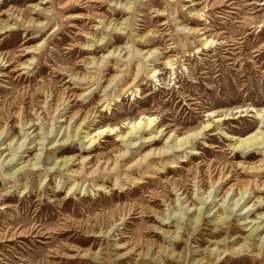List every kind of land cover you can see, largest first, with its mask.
Here are the masks:
<instances>
[{
    "label": "rangeland",
    "instance_id": "1",
    "mask_svg": "<svg viewBox=\"0 0 264 264\" xmlns=\"http://www.w3.org/2000/svg\"><path fill=\"white\" fill-rule=\"evenodd\" d=\"M5 24L9 27L0 30V54L11 63L0 69L4 73L0 76V126L8 123L9 128L0 138V148L8 146L0 150V195H11L8 202L13 207L0 209V227L6 225L4 231L10 226L25 229L36 223L46 234L21 238L25 244H11L14 248L0 243V264H192L210 252L221 254L210 259L212 264H221L225 257L234 259L229 264H264V246L259 250L257 237L250 240L253 224L247 223L260 222L264 207L256 208V197L234 206L239 198L235 193L228 195L227 200L232 198L229 203L222 204L226 209L219 211L221 201H217L231 185L239 188L248 179L236 163H254L264 157L262 148L243 158L235 156L230 147L235 139L264 129V0H0V27ZM209 39L213 43L205 48ZM147 51L155 52L152 58ZM90 58L95 59L90 64L95 68H87ZM155 69L158 71L153 73ZM21 71L25 73L19 75ZM88 71L97 74L87 84L93 91L79 99L84 90L76 88L72 79L76 73ZM114 75L119 77L106 88ZM134 80L132 89L120 95L121 88ZM106 93L119 97L110 99L109 107L101 110L100 99ZM66 96L72 100L70 108L47 116L46 122L37 120L31 129L27 124L20 129L19 110L27 118L37 119L35 112L45 109L41 106L46 98L56 105ZM191 97L195 100H189ZM192 101L197 104L191 105ZM91 112L96 115H91L93 121L79 136L64 145V138L58 141L68 122L74 130ZM145 115L154 118L153 127L137 135L140 138L133 140L138 144L128 149L125 144L129 142L119 141L117 134L127 132ZM208 122L209 131L192 145L198 153H182L187 155L182 167H165L158 178L146 177L144 165L125 169L132 155L163 146L170 132L183 134ZM104 127L114 130L98 137L96 147L84 151L87 144L83 142L89 138L84 136ZM160 129V140L143 144V136ZM23 130L32 133L21 151H14L15 141L26 137ZM12 139L14 143L8 145ZM120 149L132 157L121 159L118 171L112 173L74 176L67 167L56 165L73 156L78 163L80 156L87 155L90 165L97 164L113 160ZM10 157L14 159L5 165ZM37 157L34 169L17 171L24 161ZM155 160L161 166L162 160ZM212 164L226 165L225 172L231 171L232 176L203 205L195 198L204 199L208 193H201L214 188L204 175L199 194L191 180L199 170L207 173ZM116 174L121 178L130 175L126 187L115 183ZM133 177L144 181L136 183ZM169 181L187 187L189 201L203 207L199 222L194 221L199 210L185 202L187 196L171 194ZM163 194L174 202L159 200ZM39 197L42 200L32 206ZM149 206L179 218L165 227L170 232L160 229L161 218ZM130 207L145 212L127 218ZM216 214L227 215L226 223L214 219ZM66 226L72 231L55 233ZM245 243L253 244L252 249L237 253ZM93 256L99 260L93 261ZM205 262L201 261L210 264Z\"/></svg>",
    "mask_w": 264,
    "mask_h": 264
},
{
    "label": "bare ground",
    "instance_id": "2",
    "mask_svg": "<svg viewBox=\"0 0 264 264\" xmlns=\"http://www.w3.org/2000/svg\"><path fill=\"white\" fill-rule=\"evenodd\" d=\"M252 3H255V2L253 1ZM163 24H165V22L161 23L160 25H163ZM7 27H9V25L5 24V25H3V27H0V30L3 28H7ZM207 31L208 30L206 29L203 31V33H206ZM210 43L212 44L213 40H211V39L207 40L205 43V48H207V46L210 45ZM147 53H148V56L150 58H152L153 55L155 54L154 51H147ZM6 62H9V60L7 59V57L5 55H3L1 53L0 54V69L5 66ZM10 63H11V61L8 64H10ZM94 63H96L95 59L90 58L89 61L87 62V65H89L87 68H89V67L95 68L96 65L90 66V64H94ZM21 66L23 68L27 67L25 64H22ZM2 70H0V76L4 75V73H2ZM157 71L158 70L155 69L153 73H156ZM23 73H25V72L21 71L19 73V75H22ZM89 73H90V71L85 72L82 75H78L76 73L74 76L75 78L72 79L73 80L72 84H74L76 88L84 90L82 93L79 94V96H78L79 99L83 98V97H87L89 95V93L91 91H93L92 88L88 89L87 84L93 82L96 79L97 74H94V72H93V74L89 75ZM118 77H119L118 75L112 76L111 79L108 80V84H107L106 88L110 87L112 85V83L117 80ZM135 80H136V78H135ZM135 80L133 82H131L130 84L126 85L125 87L121 88V91L119 94L121 95L122 93L128 91L129 89H132V86L135 83ZM104 95L105 96L100 99V103L102 105L101 110L107 109L109 107V104H110L109 100L110 99H114L115 97H119V95L115 96L112 94L109 96L108 93H106ZM49 96L50 95H48V97ZM50 100H52V99H50ZM50 100H47V98H46V100L43 102L44 106H41V108H45V109H43V111H40V109H38V112H35V117H37V119L27 118L26 114H24V111L19 110L17 112V115H18L17 118H18V124L21 125L20 129H23L24 126H26V124L29 125V126H27L28 128H30V129L33 128L36 124H38L37 120H44V122H46L47 116L54 117V115L60 114L61 111L67 110L68 108H70V103L72 101V100H70L69 96L64 97V99L59 104H56V105L52 104V102ZM189 100H195V98L191 97V98H189ZM192 102L193 103H190L191 105L197 104V102H195V101H192ZM53 112H54V114L52 116L51 113H53ZM63 113H66V112H63ZM42 114H44V115L42 118H40ZM91 115H93V117H95L96 114H95V112H91L88 116L84 117V119L81 121V123L74 130H72L71 124H70V122H68L65 125L64 132H63L62 136L58 139V141H60V139L64 138L61 142V144H63V145L68 143L69 141H73V138H75L76 136H79V134L84 129L88 128V127H86V125L89 122L93 121V117ZM90 117H92L91 120H89ZM145 117H146V115L143 118H141L140 120L134 121L133 125L130 127V129L127 132H122L120 130L119 133L117 134L119 141H122L124 143L129 142V145H128V143L125 144V145H127L128 149H130V148L132 149V148L136 147V145L138 144L137 143L138 141L133 140L134 138L138 137L137 135L146 134V132H149L152 129L151 127H153L154 118L152 116H148L147 118H145ZM61 121H62V119H61ZM40 125H41L40 129H43V124L40 123ZM210 125H211V122L201 123L199 127L194 128L193 130L184 132L183 134H179L178 130H176V132L172 131L166 137L163 146H161L159 148H151L148 151H146L144 154H141L137 157H135L134 155H132L133 156L132 157L131 154H130V156H128L129 153H127L128 151L126 149H120L119 151L116 152L115 158L113 160H110V158H107L104 162L97 161L98 162L97 164L90 165L92 163V160H91V157L89 155L82 156V157L80 156V161L78 163H76L77 157L73 156V157L66 158V159L62 160L60 163L56 162V165L58 164L57 168L61 167V168H64V170L67 167L68 168L67 171L70 170V175H74V176L87 175V176L93 177V176H95L98 173L103 172V171H106L107 173H109V172L112 173L113 171H118L121 159L128 156L127 158L132 157V159L129 163H127L125 169L133 170L134 167H136V166L144 165L145 166L144 169L146 168V170L144 171V175H146V177L158 178L159 177L158 173H163L164 172L163 169L165 167H167V168H180V167H182V165L180 163L187 161V159H186L187 155L192 156V155L198 153L197 151H195V149H193L192 145H194L198 142V139L201 138V135L205 134L206 131H209ZM8 129H9L8 123H5L4 125L0 126V138L3 136V134L7 133ZM36 129L37 128L35 127L32 132H34ZM112 130H114V127H111V128L110 127H104V128H98L93 135H90V132L87 133L84 137L85 138L89 137V138H88V140H85V142H83L84 145H85V143L87 144V148H84V151H87L88 149H92V148L96 147V145L99 141V139H97V138L104 135L106 132L108 133ZM22 133L26 137L22 138V139L18 138L19 141L18 140L15 141V144H18V145L15 148H14V146H12V149L14 148L13 149L14 151L20 152L21 147L22 148L24 147L27 138H29L31 135V133H29V131H25V130H23ZM37 133H39V132H37ZM159 135L160 136L163 135L162 129H160L159 131H157V133L152 134L150 136H143V138H144L143 144H146L148 146L155 144L157 140H160ZM139 138L140 137H138V139ZM14 139H12L8 145H12L14 143L13 142ZM0 141L2 142V140H0ZM263 144H264V129L263 130L258 129L257 131H255L251 134H248L244 137H240V138L235 139V142L233 144H231L230 147L233 151H235V154H234L235 156H239V154H241L243 158H248L254 149H260V148L264 149ZM7 147L8 146H5V147L1 146L0 150L1 149H7ZM170 150H173V151L171 152ZM25 151L28 152L29 151L28 148H25ZM175 152L178 153L179 155L174 156V158L170 160V156H172ZM183 152H186L187 155L184 156L182 154ZM0 154L3 155V153H0ZM180 154H181V156H180ZM8 155H11V153L8 152ZM38 158L39 157H37L36 159L34 158L35 160L30 159V160L24 161L23 162L24 165L21 168H19L17 171H19V170L23 171L25 169H34V167H36L38 165V163H37ZM155 158H157V159L159 158L162 160L161 166H158V163H154V162H156V160L154 161ZM165 158H169V160L166 159L163 161V159H165ZM13 159L14 158H12V157L7 159L8 161L5 163V165H9ZM124 159H126V158H124ZM39 162H40V160H39ZM73 164L79 165V167L76 169H71L72 167H70V166H72ZM235 165H238L242 169V175L247 176L248 179L239 188L237 186L235 187V185H231L228 188V190H226L223 193V195L219 199H217V201H221L220 207L218 208L219 211L221 208H222V210L226 209V208H223L224 206H222V204L229 203L232 200V198H229L227 200V197H229L228 195L230 193H232V195L235 193L237 195V197L239 196V198L235 199V201L233 203L234 206H237V204H239L240 201L243 199H244V202L246 203V201H248L251 197H256V202L258 203L256 208L260 209L261 207H264V179H263L264 178V157L261 160H259L258 162L250 163L247 161H240V162L236 163ZM225 167H226V165L221 167V166H217L215 164H212V165H209L207 167V170H206L207 173L204 174L199 170L192 177V180H191L192 186L196 187L197 193L200 194V191L204 187V184H205L204 175L207 176V178L209 179V183L211 184V187L214 188L213 190H210V189L207 191L204 190L201 194L206 195L208 193L207 196L204 199L196 197L195 199H197V201H201L203 205L207 204V201H209V198H211L212 196H217L218 190L224 188L225 185L230 181V176H232L231 171L226 173ZM37 169H38V167H37ZM89 169H91V170H89ZM129 176H130L129 174H125L124 178H121L120 174H116L115 183L116 184L123 183L122 185L125 186L126 182L128 181V178H130ZM133 180L136 181V183H143V181H144V180L139 179L137 177H133ZM168 184L170 187L169 191L171 194L173 193V194H179V195L187 196V200H185V202L189 201L188 198L190 197V192H189L187 187H185L184 185H181L179 182H176V181H171V182L169 181ZM73 187L74 186H71V189ZM98 187H99V189H101L103 187V185H100ZM235 188H237V190H234ZM42 191H44V190H42ZM24 193H25V191H24ZM213 193H214V195H212ZM261 195H263V196H261ZM68 198L69 197H66L65 199H68ZM11 199H12L11 195H9L7 197H3L2 195H0V209L5 211L7 209L12 208L13 205H11V202H8ZM158 199L162 200L164 202H174V200H171V197L169 196V194H163L161 196V198H158ZM177 199L179 200L180 197H178ZM40 200H42L41 197L37 198L34 201L35 203H32L31 205L32 206L36 205L37 202ZM153 202H155V201H153ZM189 202H190V205H192L191 208L193 206L196 207L194 211L199 210L198 214H196L197 216L194 218V221L199 222V217H200V214L202 213L203 207L202 206L198 207L192 201H189ZM256 202H255V204H256ZM255 204L253 203L252 205H255ZM168 205H170V204H168ZM174 205H176L175 207H176V213H177L178 212L177 211L178 210L177 204H174ZM191 208L186 209L185 212L188 213ZM207 208H208V206H206V209ZM246 208H247V211L245 213L247 214L251 210V205L247 206ZM134 209H135L134 207H130L127 210V212L125 210L126 215L128 216L127 218H130L131 216H133V214H136V213H141L143 215V212H145V210H143V209L138 211V212H135L136 210H134ZM148 209H151V211H153L152 213H155L156 216H160L161 219L159 220V222L161 223V226H162L160 229H162V231L164 230L167 233L170 232V230L165 229V227L168 228V226L172 225L174 222L175 223L178 222V220H179V218H175V217L170 216V215L165 216L166 214L160 210H157V209L153 210L152 206H149ZM227 211H230V208H228ZM133 217H138V216L134 215ZM263 217H264V213H262L261 216L259 217V218H261L260 222H256L255 220L247 221V223L253 224L249 228V230H251L250 240L256 239V237H257V241L260 243V249L259 250H261L262 247L264 246V218ZM169 218L172 220L167 221ZM248 218L249 217H245L244 219H248ZM214 219H217V221L220 224H225L226 219H227V215L216 214ZM8 226H10V225H8ZM197 227L198 226L196 225L194 228L196 229ZM5 228H7L6 225L1 224L0 229L3 230L2 233H0V243L2 244L1 247L6 246V247L14 248L13 246H10V245L11 244L16 245L17 244L16 242H20L22 244H25V242H22L20 240L21 238H30V237L31 238H40V237H45V234H46L44 231H42L43 230L42 227L36 223L26 227L25 229L18 228V229L14 230V227L10 226V228L8 230L4 231ZM57 230L58 231H56L55 233H60L62 231H65V232L66 231H72L70 226H66L65 228L60 227ZM110 230H108V233H110ZM91 231L92 230H88V233L90 235H91ZM93 232H94V230H93ZM170 237H172V236L170 235ZM173 239L177 240L178 238L176 237V235H174ZM216 245H218V243H216L215 246ZM252 247H253V244H251V243L250 244H247V243L242 244L237 249V253H244V252L250 251L252 249ZM85 255H87V254H85ZM220 255L221 254L218 252H216V254H213L212 252H210V253H207L204 258H202L198 262H193L192 264H202L201 263L202 260H205L206 261L205 263L209 262L210 264H212L210 259L214 258V257L218 258ZM92 260L97 261L99 259L97 256L96 257L93 256ZM0 261H2L1 258H0ZM232 262H234V259H230L228 257H225L223 260L219 261V263H221V264H229Z\"/></svg>",
    "mask_w": 264,
    "mask_h": 264
}]
</instances>
